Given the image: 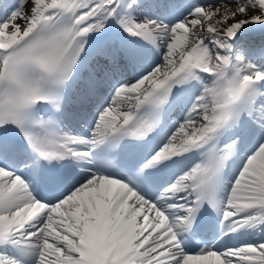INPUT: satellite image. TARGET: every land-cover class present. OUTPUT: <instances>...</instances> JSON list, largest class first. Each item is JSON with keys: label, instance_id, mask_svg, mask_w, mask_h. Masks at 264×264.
I'll use <instances>...</instances> for the list:
<instances>
[{"label": "snow or ice", "instance_id": "snow-or-ice-1", "mask_svg": "<svg viewBox=\"0 0 264 264\" xmlns=\"http://www.w3.org/2000/svg\"><path fill=\"white\" fill-rule=\"evenodd\" d=\"M141 7L0 0V264H264V46L237 44L264 0ZM90 51L104 77L68 111Z\"/></svg>", "mask_w": 264, "mask_h": 264}, {"label": "bare ground", "instance_id": "bare-ground-1", "mask_svg": "<svg viewBox=\"0 0 264 264\" xmlns=\"http://www.w3.org/2000/svg\"><path fill=\"white\" fill-rule=\"evenodd\" d=\"M22 23V22H21ZM258 35H261L264 32V26L258 25V24H253V25H248L246 26L244 35L241 36L240 38H243L244 40L247 38L248 34L247 33H259ZM259 42V39H254V43Z\"/></svg>", "mask_w": 264, "mask_h": 264}]
</instances>
